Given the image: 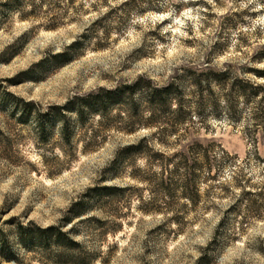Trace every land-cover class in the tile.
<instances>
[{
  "label": "rangeland",
  "instance_id": "374dc122",
  "mask_svg": "<svg viewBox=\"0 0 264 264\" xmlns=\"http://www.w3.org/2000/svg\"><path fill=\"white\" fill-rule=\"evenodd\" d=\"M99 21L100 39L75 50L72 63H52ZM207 66L227 71L231 83L264 87L255 72H264V0H0V130L14 141L9 153L0 147V237L10 236L22 264L43 263L14 242L17 226L58 225L104 178L124 189L90 214L108 224L68 227L77 225L78 241L99 253L94 264H264L263 91L251 102L233 94L232 110L218 93L192 127L165 145L153 138L146 156L126 157L112 172L120 149L155 131L114 133L94 153L65 157L38 147L33 124H19L8 99L47 108L140 76L166 84ZM173 157H211L212 176L220 173L206 175L196 208L159 191L157 161ZM21 263L0 256V264Z\"/></svg>",
  "mask_w": 264,
  "mask_h": 264
},
{
  "label": "trees",
  "instance_id": "16d2710c",
  "mask_svg": "<svg viewBox=\"0 0 264 264\" xmlns=\"http://www.w3.org/2000/svg\"><path fill=\"white\" fill-rule=\"evenodd\" d=\"M101 22H97L89 33L84 34L67 51L54 55L52 63L58 68L72 63L76 58L75 50L83 48L91 38L96 41L100 39L94 30ZM108 33H104L106 38ZM185 72L190 75L189 78L177 76L166 84H159L148 76H140L132 82L100 87L88 94L72 97L64 105H51L47 108L14 95H8V99L14 107L12 114L20 116L18 123L24 126L33 124L38 147L49 149L52 153L59 150L65 157H76L79 151L82 154L94 153L114 133L136 136L143 130L155 131L150 138L144 137L120 149L107 170L112 172L117 163L125 162L126 157L146 156L153 138L157 143L165 145L171 136L178 135L182 127H192L193 116L203 113L207 105L219 99L218 93L222 94L228 104L227 109L232 110L233 94L236 98L251 102L259 97L260 92H264V87L248 81L231 83L227 71H216L209 66ZM255 72L257 76L264 77V72ZM218 107L215 105L214 108ZM257 111L264 114V97L257 102ZM0 147H4L6 153L14 148V141L2 130ZM178 155L183 156L184 153ZM157 164L159 173L155 177L160 181L159 191L169 200L181 198L195 208L202 198V185L206 184L208 177L213 180L220 174L217 172L212 176L214 170L211 157H173L168 161H157ZM132 178L142 180L135 174H132ZM108 181L104 178L101 183ZM101 183L90 188L58 225L41 227L33 223L28 226L20 224L12 239L26 253L39 257L43 264H94L99 259V253L78 241L77 225L71 229L68 227L77 220H80V224L92 221L101 225L108 224L107 221L90 217V214L95 209L106 208L104 202L124 189ZM169 210L172 209L167 207L156 209L155 212L168 213ZM109 232L112 231L104 230V234ZM10 245V236L3 233L0 237V256L21 263L11 252Z\"/></svg>",
  "mask_w": 264,
  "mask_h": 264
}]
</instances>
